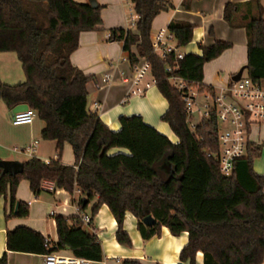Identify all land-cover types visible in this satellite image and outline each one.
<instances>
[{"label":"trees","instance_id":"16d2710c","mask_svg":"<svg viewBox=\"0 0 264 264\" xmlns=\"http://www.w3.org/2000/svg\"><path fill=\"white\" fill-rule=\"evenodd\" d=\"M139 17L135 29H114L110 40L122 42V50L132 68L142 59L151 65L156 88L168 107L161 120L168 123L178 141L147 125L140 115L119 117L118 131L110 130L99 116L88 109L87 82L92 79L71 62L83 31L102 24V6L74 0H0V53H15L24 81L10 85L0 80V100L11 110L33 109L44 122L41 138L56 141L54 160L30 158L23 161L21 174L10 176L0 168V197L7 203L9 216L23 218L28 204L16 199L22 180L37 195L41 181L53 182L69 195L81 191L78 205L83 211L89 202L94 216L104 203L117 223V243L132 246L123 228L127 212L137 220L142 239L159 235L166 227L171 234L188 233L187 244L179 254V264H195L196 253L203 264H259L264 254V174L253 171L264 143L248 142L244 157L224 176L213 155L219 150L216 119H202L195 130L188 128L180 94L168 81V65L177 64V76L203 83L204 66L231 47L215 40L199 45L202 53L185 54L174 61L173 54L159 59L152 49L151 26L157 15L173 7L171 0H129ZM250 17L247 30L246 75L264 84V18L261 0L247 3ZM238 4L227 2L224 20L236 27ZM192 26L171 21L166 30L174 36L176 47H184L193 36ZM135 49V51H133ZM73 149L75 163L61 162L62 147ZM128 153L111 155L113 148ZM170 167V170H167ZM15 211V213H14ZM152 216L153 226L142 219ZM57 240L45 247V237L28 227L7 230L6 248L14 252L56 253L90 261H101L102 246L96 235L83 229L80 218L56 215ZM0 264H7L6 253ZM122 264H142L122 260Z\"/></svg>","mask_w":264,"mask_h":264},{"label":"crops","instance_id":"0c3cea01","mask_svg":"<svg viewBox=\"0 0 264 264\" xmlns=\"http://www.w3.org/2000/svg\"><path fill=\"white\" fill-rule=\"evenodd\" d=\"M74 1L89 3L88 0ZM171 1L173 7L159 13L153 20L151 36L156 31L167 28L171 21H176L188 23L193 28L192 40L179 49L184 54L201 55L199 45L210 46L217 39L231 44L228 50L204 66L202 80L206 86L214 88L225 85L234 74L246 67L247 30L244 25L251 14L247 3L252 0ZM96 2L103 7L102 24L98 29L83 31L80 34L79 46L71 55L72 64L92 77L87 82L88 109L96 113L112 131H118L120 128V116L140 115L147 125H151L171 142L176 143L178 138L168 123L161 120L168 103L156 86L149 89L144 96L128 97L131 67L122 50V42L108 39V33L111 34L112 30L126 29L129 10L127 1L96 0ZM227 2L239 6L234 16L236 27H230L224 20L223 10ZM261 5L264 18V0H261ZM172 44L176 45V41ZM105 73L112 74L113 81L108 86L99 87L100 79ZM242 75H246V69ZM0 80L10 85L24 81V73L15 53H0ZM20 110L24 109L11 110L5 102L0 100V160L23 162L33 157L43 161L54 160L57 154L56 141H45L41 138L44 122L39 117L36 116L31 124L12 125L11 114ZM248 141L264 143V124L251 126ZM27 147H30L32 151L26 152ZM62 149V164L73 165L75 157L71 146L65 143ZM118 152L128 153L125 148L120 147L110 149L108 153L114 155ZM258 158H261L260 175H263L264 147ZM55 188L54 193L41 189L37 195H34L30 190L29 182L22 180L16 191V199L27 202L29 206L28 214L23 218L9 216L7 203L3 197H0V258L6 253L7 264H44L43 253L7 250V230L28 227L41 233L50 244H54L57 240V230L55 217H52L50 212L69 218L77 216L72 204L73 198L64 189ZM96 201L97 198L91 200L87 208L83 210L91 216L90 224L83 226V229L96 235L103 252L102 260L91 261V264H122V260H140L142 264L180 263L179 254L187 244V232L173 235L166 227H162L159 235L144 240L137 228L136 218L132 213L127 212L123 228L128 233L132 246L120 245L115 238L117 223L108 206L104 203L98 208L96 214L92 215L91 209ZM58 253L70 255L67 250H60ZM195 259V264H203L204 258L201 252L196 253Z\"/></svg>","mask_w":264,"mask_h":264},{"label":"built area","instance_id":"2783aa9c","mask_svg":"<svg viewBox=\"0 0 264 264\" xmlns=\"http://www.w3.org/2000/svg\"><path fill=\"white\" fill-rule=\"evenodd\" d=\"M127 1L129 10L127 15L126 30L135 29L139 17L133 10L131 1ZM113 35L108 33V39H112ZM175 41L174 36L167 32L166 28L156 31L151 36L152 49L158 55L159 59H164L168 54H173L174 61H178L185 55L172 42ZM178 70L177 64L168 65L166 72L169 74L168 81L171 86L177 90L184 104V113H186V124L189 129L195 130L197 124L193 119L199 118L209 119L214 117L218 128L217 142L219 150L213 155L218 161L220 172L224 176H229L233 172L234 164L238 159L244 157L248 146L249 131L252 125L264 124V84L254 83L247 75H241L238 81L230 78V81L222 86L207 90L204 85L199 82H192L185 77H180L173 72ZM149 73V79L145 77ZM113 76L105 73L100 79L99 87L108 86L112 83ZM130 89L128 97H141L154 87L156 81L151 74V65L142 59L131 68V75L128 80ZM208 87V86H207ZM36 112L31 108H26L18 112H14L10 116L12 125L20 126L31 124L36 119ZM26 152H31V148L27 147ZM40 188L48 192H55L56 186L48 180L41 181ZM73 199L72 204L74 212L80 218L83 226H88L91 222L90 214L84 213L79 205L81 191L74 188L70 195ZM55 217L53 211L50 212ZM49 241L45 240V247H48ZM44 264H91L92 262L80 257L72 255H64L61 253H45L43 254ZM259 264H264L263 259Z\"/></svg>","mask_w":264,"mask_h":264},{"label":"water","instance_id":"95a60500","mask_svg":"<svg viewBox=\"0 0 264 264\" xmlns=\"http://www.w3.org/2000/svg\"><path fill=\"white\" fill-rule=\"evenodd\" d=\"M88 2L92 8H98L99 3L96 2V0H88ZM244 69L246 68H241L236 74L231 77V79H233L234 81H238ZM0 168L2 169L3 174L7 173L10 176L21 174L24 170L23 162H19L17 160H0ZM167 170H170V167H168ZM142 222L145 226L150 227L153 226L156 221L154 218H152V216H147L142 219Z\"/></svg>","mask_w":264,"mask_h":264},{"label":"rangeland","instance_id":"374dc122","mask_svg":"<svg viewBox=\"0 0 264 264\" xmlns=\"http://www.w3.org/2000/svg\"><path fill=\"white\" fill-rule=\"evenodd\" d=\"M145 79L146 80H148L149 79V73L146 75V77H145ZM193 122L195 123V124H197V123H199V118H194L193 119ZM262 158V157H261ZM261 158H258L257 160H254V162H253V171L256 173V174H259L260 175V170H261V168H262V165L260 166L259 164H260V162H261ZM259 166H260V168H259ZM263 166H264V163H263ZM255 167H256V169H255ZM264 168V167H263ZM262 172H264V171H262Z\"/></svg>","mask_w":264,"mask_h":264},{"label":"bare ground","instance_id":"6f19581e","mask_svg":"<svg viewBox=\"0 0 264 264\" xmlns=\"http://www.w3.org/2000/svg\"><path fill=\"white\" fill-rule=\"evenodd\" d=\"M151 89V88H150Z\"/></svg>","mask_w":264,"mask_h":264}]
</instances>
